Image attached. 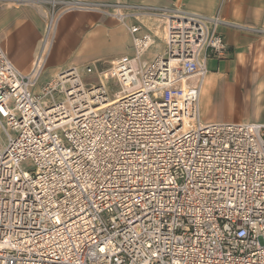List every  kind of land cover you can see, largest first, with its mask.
I'll use <instances>...</instances> for the list:
<instances>
[{
    "label": "built area",
    "instance_id": "2783aa9c",
    "mask_svg": "<svg viewBox=\"0 0 264 264\" xmlns=\"http://www.w3.org/2000/svg\"><path fill=\"white\" fill-rule=\"evenodd\" d=\"M3 1L32 4L44 28L29 73L0 44V264H264V125L200 118L224 23L120 1ZM79 11L114 18L131 51L38 88L63 15Z\"/></svg>",
    "mask_w": 264,
    "mask_h": 264
},
{
    "label": "crops",
    "instance_id": "0c3cea01",
    "mask_svg": "<svg viewBox=\"0 0 264 264\" xmlns=\"http://www.w3.org/2000/svg\"><path fill=\"white\" fill-rule=\"evenodd\" d=\"M84 1L179 7L203 16L217 17L224 23L218 31L223 36L226 49L219 58L207 60L206 64L209 61L216 70L210 76L208 71L200 95L212 77L217 83H226L224 92L227 96L264 94V0ZM150 24L149 19H144V25L150 27ZM43 28V20L32 4L0 0V44L12 64L22 73L31 71ZM162 46V41L156 40L143 59H151L161 52ZM130 49V34L114 18L96 12H69L63 15L58 26L43 74L47 81L67 66L82 70L84 65L94 63L99 68H107L113 58L127 54ZM206 120L218 121L213 116Z\"/></svg>",
    "mask_w": 264,
    "mask_h": 264
},
{
    "label": "rangeland",
    "instance_id": "374dc122",
    "mask_svg": "<svg viewBox=\"0 0 264 264\" xmlns=\"http://www.w3.org/2000/svg\"><path fill=\"white\" fill-rule=\"evenodd\" d=\"M209 76L214 74L216 70L210 62L207 63ZM212 71V72H211ZM45 72V71H44ZM215 77V76H214ZM217 77V76H216ZM215 77V78H216ZM83 82L95 83L96 77L93 74H81ZM46 82L44 74L41 76L38 82V88ZM209 83V84H208ZM108 90L113 91L116 86L107 82ZM226 83L218 82L213 77L205 84L203 94L200 95V118L203 122L207 121V118L214 117L216 122L227 121H257L264 124V94L259 95H243V96H227L225 95ZM38 88H34L38 91ZM5 140V136L0 132V143ZM31 162L25 160L21 164L22 169L30 168Z\"/></svg>",
    "mask_w": 264,
    "mask_h": 264
},
{
    "label": "bare ground",
    "instance_id": "6f19581e",
    "mask_svg": "<svg viewBox=\"0 0 264 264\" xmlns=\"http://www.w3.org/2000/svg\"><path fill=\"white\" fill-rule=\"evenodd\" d=\"M204 79H205V78H204ZM203 81H204V80H203ZM204 83H205V81H204ZM254 123H257V122H254ZM257 124H259V125H260V124H262V123H257ZM262 125H264V124H262Z\"/></svg>",
    "mask_w": 264,
    "mask_h": 264
}]
</instances>
